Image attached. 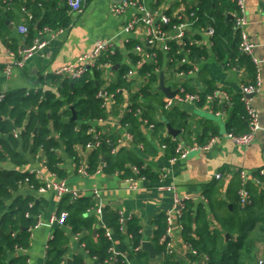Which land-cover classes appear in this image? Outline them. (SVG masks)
Masks as SVG:
<instances>
[{"label": "crops", "instance_id": "0c3cea01", "mask_svg": "<svg viewBox=\"0 0 264 264\" xmlns=\"http://www.w3.org/2000/svg\"><path fill=\"white\" fill-rule=\"evenodd\" d=\"M47 1L57 9L68 11L72 24L62 32L52 29L50 32H43V29H38L41 18H36V30L30 38V31L24 34L19 28L28 26L30 30V24L34 22L30 16L32 8L29 7V10L26 6L37 0H20L19 3L12 1L14 10L12 18L7 21L8 31L0 27V95L22 89L29 92L40 87L59 94L60 81L50 82L47 76L53 77L52 72L57 67L75 62L79 56L93 51L96 41L102 39L109 40L115 51L120 53L122 63L118 70L124 65L130 66V71L126 73L129 87L119 97H108L104 117L92 123L91 127L98 133L101 142L103 140L104 143L106 138V141H110L106 143H112L107 154H102L97 164L93 163L91 157L94 151L102 149L103 144L94 151L88 150L84 145H77L78 159L70 157L66 149L61 147L58 150L62 160L58 165L60 173L49 169L42 149L37 153L28 152V162L21 168L13 163H4L2 167L5 169L33 174L35 185L23 183L19 194L30 197L33 203L46 205L37 217V224L31 229L29 246L26 249L8 251L4 264H12L20 258L25 259L24 264H47L52 249L51 242L59 236L65 249L63 264H68V260L70 264H114L107 260L100 261L90 253L89 247H98L101 236L107 237L112 243L111 253L121 255L128 264H137L135 260H130L131 236H128L127 231L120 236L116 223L124 222L126 225L131 220L136 221L143 236L142 243H153L158 217L162 214L166 216L174 204L173 194L159 190L156 187L158 183L174 186L177 193L185 197L187 204L192 203L195 209L203 207L204 220L207 219L215 230L222 228L215 215L224 214L227 207L233 209L234 205H238L239 170L246 169L250 172L248 188L254 203L256 207L264 205V184L257 180L258 171L264 168V0H246V31L249 39L256 45L254 55L260 61L263 80L261 91L254 98L261 129L249 146L235 144L228 135L241 133L237 132L241 130L240 127L229 130L233 102L240 95L241 85L250 82L252 77L245 66L220 61L214 54L211 37L207 35L205 28L193 24L191 13L189 14L199 3L198 0H140L153 15L156 25L161 21V16H167L171 20L178 19L181 21L180 25H184L182 37L178 36L180 32L177 33L176 29L167 32L157 47L163 49L167 41L181 43L184 38L198 36L196 44L206 47L208 55L194 60L192 69L188 72H179L177 68L166 64L150 91L152 97L147 99L141 95L137 101L134 99L135 95L141 94L148 81L147 75H142L140 69L151 59L141 56L142 59L133 63V55L139 54L129 44L132 41L144 43L149 26L140 22L135 23L128 31L125 27L134 17L143 16L139 9L130 7L115 14L111 10L113 5L123 0H84L81 13H70L72 0ZM39 7L43 12L47 11V6L40 3ZM34 40L44 41L46 45L24 67H17L15 62L20 58V53ZM188 55L189 52L185 60L192 61ZM113 67L108 64L103 67L104 87L118 79L119 72ZM161 77L164 78L165 85L173 91L177 90L179 95L188 92L206 96L219 89L226 91L231 101L220 98L210 103L205 98L200 103H178L171 109H166L168 97L159 88ZM41 78L45 79V83L40 82ZM135 103L150 107L148 115L151 121L140 108L135 113L140 124L133 131L132 125L125 122V118L133 110ZM171 113H184L185 118L172 117ZM169 125L180 131L177 137L169 132ZM177 143L183 148L196 149L182 155L176 151ZM208 145L209 148H205ZM112 146H115V154L112 153ZM19 149L23 151L21 147ZM106 155L122 160L128 158L125 166L132 168L133 173L127 176L123 169L111 170L105 163ZM132 158L140 160L159 178V182L146 177L143 179L135 173L136 166ZM80 168L85 169L86 173H80ZM218 173L223 174V177L217 179ZM48 180H66L70 187L80 191L81 196L71 202L69 196L59 200L52 191H40L43 182ZM80 198H86L92 204L83 216L90 223L82 228L78 227L75 217L73 219L63 207L65 203L67 206L77 203ZM64 211L69 214L67 222L63 225L52 224L51 217L60 216ZM121 230H124L123 225ZM107 233L111 234L112 240ZM172 241L175 249L173 255L158 254L157 264H167V259L180 264H207L204 256L190 253V244L184 238L183 229L175 227ZM145 252L147 257L141 263L150 264L149 253Z\"/></svg>", "mask_w": 264, "mask_h": 264}, {"label": "trees", "instance_id": "16d2710c", "mask_svg": "<svg viewBox=\"0 0 264 264\" xmlns=\"http://www.w3.org/2000/svg\"><path fill=\"white\" fill-rule=\"evenodd\" d=\"M0 0V27L8 31L7 21L11 19L13 12L12 6ZM11 0H7L9 2ZM19 3L20 0H12ZM197 6L189 11L193 13L192 21L198 27L214 29V35L210 38L214 54L220 61H227L231 64L245 66L251 79L256 77V66L249 56L240 51V32L235 26V20L231 19L237 11V2L231 0H198ZM47 6V11L40 10L39 4ZM31 7L30 14L32 22L30 24L29 36H34L35 20L41 18L38 29L49 28L52 30H67L72 24L71 15L68 11H63L49 5L47 0H37L36 3L29 2L26 8ZM30 10V9H29ZM28 10V11H29ZM181 21L172 19L169 24H162L163 32H170L175 26H179ZM175 30V29H174ZM197 37L184 38L181 43L170 40L167 41L169 50L165 51L157 46L150 48L147 53L154 54L153 61L143 64L140 72L147 75V84L142 88L140 95H135L137 101L141 98H151L150 93L154 84L159 79V74L164 70L167 64L170 67L177 68L179 72H188L192 69V62L201 56H207V48L196 44ZM33 41V40H32ZM138 45L132 41L130 48ZM185 63H180L185 59ZM187 58V57H186ZM140 55H133V63L138 62ZM169 59V62L167 60ZM103 64L109 62L111 66L122 63V57L119 52L111 54L108 58H103ZM101 63V64H102ZM100 66V65H99ZM130 66L124 65L118 70L117 81L104 87L102 80L103 69L101 67H92L88 69L85 75L78 80L62 79L58 76L48 75V81L58 83L60 81L59 94L50 89L40 87L29 92L22 89L9 93L0 100V264H4V259L8 251H15L17 248L26 249L30 243L31 229L38 222V215L45 209L43 203H33L30 197H23L19 194L20 186L29 179V182L35 185L33 174L19 170H8L3 168L4 163H13L18 168L27 164L26 154L28 152L37 153L43 150L51 171L60 173L58 167L61 158L58 150L64 147L70 157L78 159L77 145H86L92 141L89 132L92 123L104 117L105 103L108 97H119L122 91L129 87L126 73L130 71ZM41 83L45 79L41 78ZM99 92L105 93L104 97L99 96ZM233 114L229 130L232 127H240L241 130L235 134H243L248 131L246 120V111L241 101V95L234 98ZM72 107L75 108L77 119H72ZM142 108L148 115L150 107L141 103H135L133 110L128 113L125 122L133 127V131L139 126L140 119L135 113ZM146 108V109H145ZM172 117L184 119V113H177ZM160 126V125H158ZM18 132V135H16ZM103 143L102 149L94 151L91 160L96 164L99 162L102 154H107L112 143ZM22 148L21 151L19 148ZM113 147V146H112ZM125 160L117 159L106 155L105 163L110 169H123L125 175H131L133 169L126 167ZM136 168L139 170L140 177L144 176L148 180L159 182V178L145 167L138 159L132 158ZM34 182V183H33ZM238 196V205L233 209L226 208V213L216 214V219L221 224V229H212L209 222L204 220L205 212L203 207L194 208L192 203H188L182 220L183 235L191 245L192 249L197 251V255L207 257V264H258V256L261 253V244L264 243V205L256 207L254 198L248 206L242 207ZM69 204V201H67ZM71 217H75L78 227H87L90 220L84 219V214L92 207L91 202L86 198H80L73 205H65ZM29 215V216H28ZM76 216L78 219L76 220ZM80 216V217H79ZM74 224V220L72 222ZM116 223V222H115ZM120 236H131L132 244L130 246V260H135L137 264H142L141 260L147 257V253L141 250L143 236L140 226L134 220L126 225L125 223H116ZM157 229L153 243L158 254H165V247L160 243V238L165 235L167 230L166 216L162 214L158 217ZM121 225L124 230H121ZM229 234V236H227ZM52 249L49 252L47 264H63L65 249L62 247L61 237H57L51 242ZM112 243L107 237L101 236L98 247L90 248L93 257L100 261H110L113 258L116 264H128L121 255L115 256L111 253ZM24 258L16 259L12 264H24ZM114 261H112L113 263ZM167 264H180L179 262L169 261Z\"/></svg>", "mask_w": 264, "mask_h": 264}, {"label": "built area", "instance_id": "2783aa9c", "mask_svg": "<svg viewBox=\"0 0 264 264\" xmlns=\"http://www.w3.org/2000/svg\"><path fill=\"white\" fill-rule=\"evenodd\" d=\"M4 3H7V5L10 7L12 5V0L7 2V0H2ZM237 2V11L233 14V18L235 20V26L240 32L241 42H240V51L246 56H249L252 61L254 62L256 66V77L254 80H251L248 83H244L241 85L240 89V95H241V101L244 104V108L246 111V120L248 124V131L243 134H235L231 133L229 134V138L237 145L241 146H249L251 145L255 139L257 132L261 129V124L259 120V113L256 109V106L254 104V98L256 95H258L261 91L262 87V77H261V70H260V61L255 57L254 50L256 45L249 39V36L246 31V27L248 25V19L246 16L247 11V4L246 0H236ZM83 3L84 0H72L70 4V13H81L83 11ZM130 7H136L139 9V11L143 14L141 17H134L131 22H129L125 30H130L133 28L135 23L144 22L146 25L149 26L148 29V37L146 41L142 44L136 45L134 50L142 57H146L151 59V61L155 58L154 54H149L147 51L150 48H154L157 46L158 42L162 40L165 34L167 32H163L161 30L162 24H169L171 22V19L167 16H161V21L156 25L153 15L149 12L147 6L141 2L140 0H123L121 3L113 5L112 7V13L120 14L124 12L125 10L129 9ZM194 14L191 13V16ZM184 25L175 26L170 32H173L174 29L179 30V37L183 36L182 28ZM19 31L24 34L29 33V27L28 26H20ZM51 29L45 28L43 32H50ZM59 31L62 32L60 29ZM207 35L209 37H212L214 35V29L212 27L206 29ZM46 45L44 41L34 40V42L23 49V51L20 53V58L15 62V65L19 68L24 67L26 62L33 57L35 53H37L39 50L43 49V47ZM165 51L169 50L168 44L166 43L163 47ZM115 53V48H113L112 43L109 40H98L95 43V48L93 51L83 54L77 58L75 62L65 64L62 66L57 67L53 70L52 74L55 76H58L62 79H68L71 81L78 80L82 78L87 69L89 67H95L98 65L99 61L102 58H108L111 54ZM182 63H185L186 60H182ZM111 65L109 62H106L103 64L105 65ZM4 94L0 95V100L4 98ZM100 97H104L105 93L99 92ZM206 98V101H209L210 103L215 102L217 99L220 98H226L227 101H231L230 95L223 90H216L212 94L202 96L201 93H188L185 92L184 94H177L174 98H168L165 104L166 109H171L178 103H200ZM89 132L92 136V141L87 142L86 145H84L85 148L88 150H96L100 148L102 142L100 140V136L95 131L93 127H90ZM16 135H18V132H16ZM205 148H209V145ZM196 148H183L181 144L177 143L176 151L181 153L182 155L189 154L192 150H195ZM112 153H116L115 146L112 147ZM88 168V167H87ZM87 170V169H86ZM80 173H86L85 169L80 168ZM134 172L139 174V170L137 168L134 169ZM240 181H239V188H238V195L240 198V205L242 207L248 206L252 203V195L249 191L248 185L250 182L251 174L246 169H241L238 172ZM223 177V174L218 173L216 175L217 179H220ZM143 179H145L144 176H142ZM132 180V179H131ZM257 180L260 184H264V168L260 169L258 171V177ZM26 184H29V179H26ZM156 187L159 190L171 192L174 197V204L173 207L166 213V223H167V230L165 235H163L160 238V243L164 245L165 247V254L166 255H173L175 249L173 247V241H172V235L174 234L175 227H178L180 229H183V223L182 219L184 217V213L187 206V201L185 197L179 195L172 185H165L162 183H158ZM40 191L46 192V191H52L55 193L56 197L61 200L66 196H69L71 199V202H75L80 196L81 193L79 190L74 189L70 187L66 180H48L43 182V184L40 187ZM29 216V215H28ZM69 218V214L67 211H64L61 213L60 216L53 215L50 219L51 223H59L61 225L65 224ZM107 236L110 240H112V236L110 233H107ZM189 251L193 255H197V251L192 249V247L189 245ZM206 260H208L207 257H205ZM116 264V261L112 258L111 262ZM258 264H264V260H260Z\"/></svg>", "mask_w": 264, "mask_h": 264}, {"label": "water", "instance_id": "95a60500", "mask_svg": "<svg viewBox=\"0 0 264 264\" xmlns=\"http://www.w3.org/2000/svg\"><path fill=\"white\" fill-rule=\"evenodd\" d=\"M231 19H234L232 16H230ZM177 33H179V30H177ZM120 67V64H116L114 65V70H118V68ZM160 90L162 91V93H164L168 98H174L177 94L178 91H173L171 87H168L165 85L164 82V78L161 77V81H160ZM72 111H73V120L77 119V114H76V110L74 107H72ZM169 132L174 136L177 137L180 133V131H178L177 129H174L171 125L168 126ZM227 236H229V234H227ZM142 251H147L149 253L150 256V264H157V259H158V252L156 247L153 245L152 242L150 241H144L142 243V247H141ZM68 264H70V260H68Z\"/></svg>", "mask_w": 264, "mask_h": 264}, {"label": "rangeland", "instance_id": "374dc122", "mask_svg": "<svg viewBox=\"0 0 264 264\" xmlns=\"http://www.w3.org/2000/svg\"><path fill=\"white\" fill-rule=\"evenodd\" d=\"M103 59V58H102ZM102 59L99 61V63H98V65H96V66H98V67H101L102 69H103V63L101 62L102 61ZM102 63V64H101ZM100 65V66H99ZM95 66V67H96ZM90 68H92V67H89L88 69H90ZM87 69V70H88ZM258 259H259V261L260 260H264V244H261V253H260V255L258 256Z\"/></svg>", "mask_w": 264, "mask_h": 264}]
</instances>
